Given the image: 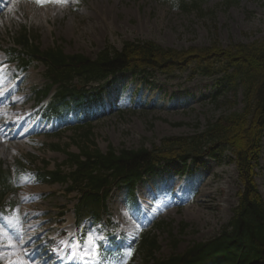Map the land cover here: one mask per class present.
<instances>
[{"label": "rangeland", "instance_id": "obj_1", "mask_svg": "<svg viewBox=\"0 0 264 264\" xmlns=\"http://www.w3.org/2000/svg\"><path fill=\"white\" fill-rule=\"evenodd\" d=\"M52 1L17 2L5 15H0V48L7 46L9 37H17L23 27L40 38L44 49L57 46L67 54L92 58L107 43L121 48L125 41H154L165 48L182 51L207 48L213 41L227 48L232 43L248 44L264 39V0H204L202 14L182 11L176 0ZM43 72L42 66L31 71L27 87L41 85ZM188 76L189 72L175 77L157 74L152 78L123 80L111 91L114 95L111 92L106 95L109 101L119 99L122 112L93 124L100 150L106 152L109 145L117 149H151L166 138L192 136L209 121L242 108L241 98L233 105L227 102L230 97L226 95L219 100V105L213 103L212 97L221 86L220 77L198 76L189 81ZM100 110L99 106L94 112ZM61 137L62 145H72L71 150L77 151L71 131L62 133ZM44 140L47 144L58 141L55 137ZM34 148L26 143L5 146L0 142V168H13L20 160L28 171L35 169L38 163L32 164L29 154L50 165L65 158L62 154ZM25 174L19 180L18 191L8 199V203L16 201L18 205L5 217L14 234L0 228V264H17L18 253L27 251L19 247L23 242L28 247L29 259L22 258V264H46L40 258L47 240L42 234L55 227L59 213H65L64 226L75 225L73 210L80 196L68 194L65 187L57 185L38 186L29 172L22 175ZM259 174L258 184L264 196V154ZM239 189L237 171L226 162L209 161L199 171L183 178L172 173L148 178L138 186V193L143 208L150 209L129 211L124 193L119 192L109 203L108 219L112 228L104 230L91 222L84 224L82 258L86 259L93 244L102 240L106 232L123 233L128 245L138 241L141 230L157 236L160 246L155 255L157 259L180 255L194 243L212 238L229 222ZM171 191L179 198L177 204L166 196ZM192 191L195 192L190 197ZM155 196L157 201L150 206ZM22 216L27 217L23 223ZM142 222L146 227L140 229ZM162 223V229L157 230L156 226ZM182 225H188L185 231L181 230ZM136 264H145L144 256L139 254Z\"/></svg>", "mask_w": 264, "mask_h": 264}, {"label": "trees", "instance_id": "obj_2", "mask_svg": "<svg viewBox=\"0 0 264 264\" xmlns=\"http://www.w3.org/2000/svg\"><path fill=\"white\" fill-rule=\"evenodd\" d=\"M201 1L190 0V8L201 11ZM188 6L185 0L181 1L183 10H189ZM20 37L28 46L27 36ZM27 50L30 56L47 65L50 80L66 86L73 85L76 79L86 85L123 71L160 73L166 77L189 72V80L197 76L220 77L221 86L213 95V103L219 105L226 95L230 97L227 102L236 105L241 96L240 110L220 115L192 136L163 139L152 149L109 147L103 154L89 128L83 132L81 155H70L67 166L73 171L69 174L58 171L53 181L70 184L69 190L82 193L80 216L96 207L91 214L97 217L98 209H106L104 201L114 181L125 184L132 195L133 185L143 175L153 173L162 162L177 163L183 169L176 171L182 173L189 160L198 165L206 157L219 163L227 161L235 165L241 186L229 223L211 239L194 243L185 253L168 259L154 257L160 249L155 236H144L141 250L154 264H264V198L257 182L264 150V40L232 43L227 48L213 41L207 48L182 51L151 41L125 42L120 50L107 45L95 60L82 55L66 56L58 49L45 53L38 48ZM0 178L4 176L0 174ZM6 180L9 187L4 180L2 184L9 190L10 182ZM187 227L183 225L182 231Z\"/></svg>", "mask_w": 264, "mask_h": 264}, {"label": "snow or ice", "instance_id": "obj_3", "mask_svg": "<svg viewBox=\"0 0 264 264\" xmlns=\"http://www.w3.org/2000/svg\"><path fill=\"white\" fill-rule=\"evenodd\" d=\"M38 2H40V0H38ZM57 2H60V0H57ZM17 264H21V262H17Z\"/></svg>", "mask_w": 264, "mask_h": 264}]
</instances>
